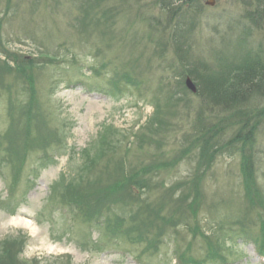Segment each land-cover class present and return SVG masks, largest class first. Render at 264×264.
<instances>
[{"label": "rangeland", "instance_id": "rangeland-1", "mask_svg": "<svg viewBox=\"0 0 264 264\" xmlns=\"http://www.w3.org/2000/svg\"><path fill=\"white\" fill-rule=\"evenodd\" d=\"M195 1L202 5L199 14L181 9L183 19L189 23L190 14L196 21L193 29V25L188 27L187 45L191 46L192 55L196 54L206 63H212L217 53L221 56L220 51L236 57L238 41L243 40L252 52L262 51L259 55L264 59V17L256 0ZM210 2L213 5H208ZM85 7L91 17L96 15L100 24L80 27ZM261 8L264 9V3ZM245 14L249 15L246 19ZM149 18H159L161 23L165 19L153 0H0V142L5 145L6 132L17 133L15 127H19V122L21 126L26 124L24 120L17 121V115L7 109L9 95L10 98L17 96L23 105L27 102L19 74L12 73L15 62L10 55L37 65L31 72L35 76L36 102L40 107L39 113H34L40 117L36 126L30 125L31 136L50 135L48 139L52 141L46 151L30 149L18 165L6 163L5 154L0 155V244L7 237L22 238L23 244L20 253L18 244L14 249L13 242L5 246L14 250V261L10 264L18 259L23 264H175L177 250L184 251L189 244V255L198 260L204 258L206 243L201 238L193 239L184 226L168 229L160 237L156 253L141 254L147 245L138 243L137 233L130 235L132 243L121 233L134 221L136 212L130 214V210H135L138 203L95 208L101 216L90 226L85 221L87 208L84 205L70 198L62 202L60 198L63 184L68 183L72 192L85 195L92 203L96 190H104L121 175H127L130 168L171 163L190 143H185V137H191L192 141L196 136L194 127L198 118L206 129L220 122L228 124L221 130L220 144L228 143L234 134L236 127L231 126L233 120L229 113L206 105L198 113L201 98L188 91V106L163 107L160 119L164 125L160 132L149 135L147 144L139 148L134 134L149 131L147 123L156 116L155 96L163 104L162 94L177 91L178 83L170 67V64L175 65L170 45L167 44L160 58L149 39L150 28L146 22ZM255 20L258 27L253 25ZM46 57L60 62L40 64ZM219 66L224 71L223 61L219 60ZM122 67L128 72L141 73L142 86L138 91L122 86V92L110 95L113 74ZM15 99L12 98L14 109ZM263 109L264 98L259 100L252 96L241 110L256 116ZM108 126H113L123 137L120 145L112 143L113 140L110 144L118 148V158L112 160L124 164L123 173L113 175L111 172L113 177L104 181L110 164L115 163L108 159L110 150L97 161V167L87 179L78 184L85 162L84 152L93 155L92 146L99 132ZM254 155L257 185L264 193V117L257 130ZM41 156L46 159L42 160ZM197 158L195 150L171 169L152 171V189L141 198L152 204L166 202V191L190 176ZM96 174L102 175L103 181L92 185ZM12 180L16 186L11 188L13 195L8 196L7 184ZM201 197L199 226L207 235L221 229L225 245L231 248L223 264H264L257 246L242 237H234L239 222L246 224L243 237H260L256 215L264 216L262 210L249 209L244 199L239 155L217 156L203 179ZM174 206L167 203L163 214ZM116 216L125 217L126 226L117 232L111 228L113 233H110L106 230L113 225L112 219ZM142 218L146 217L137 220ZM150 233L144 237L152 239L154 232Z\"/></svg>", "mask_w": 264, "mask_h": 264}, {"label": "trees", "instance_id": "trees-1", "mask_svg": "<svg viewBox=\"0 0 264 264\" xmlns=\"http://www.w3.org/2000/svg\"><path fill=\"white\" fill-rule=\"evenodd\" d=\"M257 5L260 4V14L264 17V9L261 8L264 0H256ZM153 4L158 7L160 12L164 15V21L158 19H147L148 27L150 28L149 39L154 43L156 53L160 58H163L165 54L166 47L170 45L171 52L173 55V61L175 65L170 67L173 68L175 78L177 79V91H166L160 94L163 95L165 102L160 104L158 96H155V107L156 114L155 118L147 123L146 133L134 134L135 140L139 141V148L143 149V146L147 144L146 141L150 140L149 135L153 136L159 133L160 128L164 125V122L160 117L164 114L163 107H183L186 108L189 104L186 96L188 91L184 87V79L189 77L195 83L197 87V97L201 98L200 110L202 108L209 106L211 108L220 109L221 112H227L230 114V118L233 120L231 126L236 127L233 129V136L228 143L220 144L218 142L219 137H221V130L228 127L225 122H220L218 125H214L206 129V127L201 125L200 119L194 127L196 136L185 137V143L190 141L178 155L172 158V162H158L143 166L141 168H130L127 175H121V177L111 184L104 190H96L94 192V201H90L85 195L76 192H72L71 187L67 184H63V194L60 196L62 202L66 198H70L82 205H84L87 210L85 211V221L92 225L98 221L99 213L95 208H100L102 206L109 207H120V205H126L131 203H138L135 210H130V214L135 213L134 221L131 226L126 230H122L121 233L125 235L128 242L132 243V233H137L138 243L143 242L147 245L141 254H147L152 251V254L158 251L157 246L161 244V236H164L168 229H177L179 226L186 227V230L190 231L192 238H201L203 243H206V254L203 259H196L194 256L189 255L188 252L191 250V245L184 251L177 250L176 252V264H223L226 262V257H228L231 248L227 247L225 244V238L221 236V229L219 231L214 229L213 234L211 232H203V229L199 226V209L202 202L201 188L203 185V179L205 175L210 171L213 166L217 156L221 154H234L236 153L240 157V172L242 176V186L244 199L247 202L249 209H259L263 211L264 214V193L257 185L255 163H254V143L257 136V130L262 119L264 117V109L259 112L258 115H251L247 111H242V107L245 105L247 100L252 96H256L259 100L264 98V59L259 55L262 51L252 52V50L247 47L243 40L238 41V56L233 57L226 56L222 51L214 57L212 63H206L196 54L192 55L191 46L187 45L188 39V27L193 25L192 29L196 25L194 17L190 14L189 23L187 19H183L181 14V9L187 8V11H192V14H199L202 9V5L195 0H153ZM257 11H259L257 9ZM85 15L81 17L80 27H90L94 24H100V20L94 16H90L89 11L84 10ZM248 14L243 15V17H248ZM164 23V24H163ZM254 26L258 27L259 23L256 20L253 23ZM191 29V31H192ZM104 34V33H102ZM244 38V37H243ZM168 44V45H167ZM12 56L15 62V67L11 68L12 73L16 75L19 74L20 80H22L24 85V90L27 94V102L23 105L17 96H13L15 99V109L13 108L12 98L10 95L7 97V109L10 113L14 112L17 118L21 121L24 120L26 123L24 126L20 125L15 127L17 133L10 134L6 132L4 134L5 145L0 142V155L5 154L4 161L6 163H12L15 165L21 164L24 158L29 153L30 149H43L46 151L50 142L48 138L37 134V136H31V126L37 125V119L40 117L37 115L40 109L37 101V91L35 76L31 72L34 68L31 60L25 62L23 60L17 59V57ZM47 58V57H46ZM50 57L41 61L40 64H46L48 61L53 62L55 60H48ZM198 59H200L198 61ZM219 60L224 62L225 69L222 71L219 66ZM33 61V60H32ZM39 65V64H38ZM10 69V68H8ZM10 69V70H11ZM113 74L112 81L117 93L122 92L121 86L125 89H131L138 91L142 86L143 79L140 76L141 73L137 74L135 72H128L125 69L119 68ZM9 90V86H7ZM116 94V93H115ZM204 105V106H203ZM18 106V107H17ZM37 111L38 113H34ZM18 112V114H17ZM255 121V122H254ZM155 130V131H154ZM17 134V137L15 135ZM116 136V137H115ZM122 135L113 126L105 127L102 132H99L98 139L93 144L94 153L90 154L89 151L84 152L85 162L81 168V176L78 184H82L84 180L87 179L88 174L92 173L98 165V160L106 156L108 153V159H114L117 157V146L120 145ZM115 145H110L111 141ZM197 151L198 158L195 167L192 170L190 176L183 181L172 184L171 187L166 191V202L163 200L156 204L149 203L147 200L141 198V195L151 191L152 183L150 176L152 171L171 169L174 166L180 164L183 159L187 158L192 151ZM89 152V153H88ZM42 160L46 158L42 156ZM1 161V160H0ZM115 161V160H112ZM110 163V161H109ZM110 172L106 174L104 181H108L113 176L110 175L111 172L114 175L123 173L122 163L120 161H115V163L110 164ZM192 177V178H191ZM191 178V179H190ZM92 185H99L102 183V175H95L92 177ZM106 181V182H107ZM64 182V180L62 181ZM61 182V183H62ZM76 185L75 183H73ZM91 184V183H90ZM90 184L88 187H90ZM14 180L9 183V190L15 187ZM62 191V190H61ZM138 193V194H136ZM174 198V200H173ZM98 203V205H96ZM167 203H173L175 206L168 212L163 214ZM151 204L153 206H151ZM82 211V209H81ZM184 213V216L182 215ZM262 213V212H261ZM146 217L145 219L140 217ZM259 221V231L261 233L260 237L250 238L248 235L246 238L243 237V233L246 232V224H238L239 228H236L237 234L234 237H238L245 241H249L257 246L258 253L260 256L264 257V216L256 215ZM96 217V219H95ZM113 225L109 226L108 232L120 231L122 226H126L125 217H115L112 219ZM183 224V225H181ZM153 231L154 235L152 239H149ZM240 231V234H239ZM113 233V232H112ZM161 237V238H160ZM151 238V237H150ZM232 238V236H231ZM22 238L7 237L6 240L0 244V264H10L14 261V245L18 244L20 246L19 253L22 251ZM13 242V249H6L5 246L8 243ZM16 253V252H15ZM17 252L15 255H18ZM16 257V259H17ZM139 258V256H137ZM14 264H23L19 259L16 260Z\"/></svg>", "mask_w": 264, "mask_h": 264}, {"label": "water", "instance_id": "water-1", "mask_svg": "<svg viewBox=\"0 0 264 264\" xmlns=\"http://www.w3.org/2000/svg\"><path fill=\"white\" fill-rule=\"evenodd\" d=\"M209 4L213 5L212 2L208 3V5H209ZM185 87H186L187 90H189L191 93H194V94L196 93V87H195L194 83H193L189 78H187V79L185 80Z\"/></svg>", "mask_w": 264, "mask_h": 264}]
</instances>
